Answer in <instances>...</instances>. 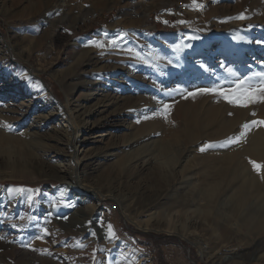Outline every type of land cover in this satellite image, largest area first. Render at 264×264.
<instances>
[{"label":"rangeland","instance_id":"obj_1","mask_svg":"<svg viewBox=\"0 0 264 264\" xmlns=\"http://www.w3.org/2000/svg\"><path fill=\"white\" fill-rule=\"evenodd\" d=\"M43 1L0 0V83L7 84L0 87V108L10 111L0 110V255L5 262L27 251L36 264H114L122 251L129 264H143L144 253H151L156 264H192L189 258L211 264L231 254L242 256L231 264H264V194L242 211H229L234 190L226 188L214 201L199 194L215 182L216 170L203 179L211 170L203 167L205 161H215L218 170L233 151L242 152V165L255 162L261 166L257 172L264 173V144L258 145L256 159L245 155L257 136L264 139V125L251 126L264 121V103L239 107L223 95L264 82V0L38 4ZM50 8V20L61 17L52 27L45 19ZM79 9H87L86 18L70 28L68 19ZM65 14H70L67 20ZM118 36L123 39L116 47L94 46ZM68 99V107L78 110L77 123L87 121L73 149L67 135L72 120L59 115L66 114ZM136 105L141 109L134 110ZM85 112L92 113L85 117ZM147 122L155 124L151 134L138 140ZM245 123L250 129L242 127ZM242 133L238 143L229 142ZM129 139L133 146H125ZM107 150L112 154L103 165L88 160ZM144 152L153 166L134 176L130 160ZM77 158L81 179L62 177L59 169L70 168ZM167 181H174L173 190L161 206L133 211L135 202L157 195ZM81 183L93 193L81 192ZM61 184L71 188L68 194ZM217 185L228 184L217 180ZM67 196L78 202V211L62 208ZM70 214L89 222H69ZM101 218L128 246L104 236ZM51 220L53 236L47 228ZM182 234L203 241L204 252ZM18 249L21 254L13 253Z\"/></svg>","mask_w":264,"mask_h":264},{"label":"bare ground","instance_id":"obj_2","mask_svg":"<svg viewBox=\"0 0 264 264\" xmlns=\"http://www.w3.org/2000/svg\"><path fill=\"white\" fill-rule=\"evenodd\" d=\"M52 1H54V0H44L42 3L38 2V4H43L45 6L47 3L52 2ZM86 10L87 9H79L78 14L73 15V17H71L72 19H70V18L68 19L69 21H68L67 24L69 25L70 28H73V27H75V24L82 23L84 21V19L86 18V14H87L86 13ZM46 11H47L46 14H48V15L46 16L45 19H47V21H48V19L50 20V18H51V17L49 18L48 16L49 15H53L54 14V11L51 8H50V10H46ZM133 13H132V15L137 16V17H140V18H143L145 16V14L142 13V12L134 11ZM69 15L70 14H65L62 17H64L65 20H67V18L69 17ZM57 21H61V17L56 18V19L52 18L49 21V23L51 24L50 26L51 27L54 26V22H57ZM51 34H53V31H51ZM89 58H90V56L87 58V60ZM2 86L7 87V84L6 83H0V87H2ZM8 90L10 91L11 89H8ZM69 105H71V104H70V100L68 99L67 102H66V105H65V109H66V112L65 113L66 114H64L63 111H60L59 112V115H61L62 118L68 117V119L72 120L70 122V124L68 125L67 135H68V142L69 143L71 142L70 143V147H72V149H73L74 143H81V140L79 138V134L78 133L81 132V130L86 129V127H87V121H84V124L79 125L77 123V121L75 120L77 118V115H75V113H77L78 110H75V109L72 110V109H70L68 107ZM76 106H77V104H76ZM81 107H83V106H81ZM139 109H141V108L138 105H136L134 107V110H136V111L139 110ZM0 110H2L4 112H10L8 109H4V108L3 109L0 108ZM91 113L92 112H85L84 115H85V117H88L89 115H91ZM81 114H83V113H81ZM1 116H0V118H1ZM3 116H5V113H3ZM79 116H80V114H79ZM83 125H84V127H81ZM153 125H155V124H152V123H148L147 122L143 126V128L141 129L140 133L139 134H136L139 137V139L136 138L135 141H133V140L132 141L133 142H136V141H138L140 139H143V138H146L148 135H150L151 134L150 131L152 130V127H154ZM70 136H72V137H70ZM259 139H260V136L259 137L257 136V138L254 139V141H253L254 147L248 149L247 151H245V155L246 156H249L250 158L256 159L257 154L260 152V150L258 149V145L261 147V145L264 144V143H261V141H263L264 139L261 140L262 139L261 138L260 139L261 141ZM132 141L130 142V139L127 140V141L125 140V146H128V145L133 146L134 143ZM111 154L112 153H110V150H107V151H104V152L101 151V153H98V154H95V155L90 156L88 158V160H90L91 162H96V163H99L100 165L101 164L103 165L104 163H106V161H107L106 159H108L107 157H109ZM180 154H181V152H180ZM241 155H242V152H240L238 150L237 151H233L232 154L225 155L224 158H222V165L220 164L221 167L218 168V170L216 169L217 163L215 161H213V160L205 161L206 163H205V165H203V167L207 165V167H210L209 169H211V170H208V171L206 170L207 173L205 172L206 173L205 174V178H203V179H205V181H207V179L209 178L208 174H210V171L212 173L214 172V170H216V171L214 172V177L215 178L212 179V180H215L214 184L211 185V186H209L207 189H203V188L200 189L199 194H201L203 196V198L207 199L208 201H214L216 199L217 195L221 191H225V189L228 188V192L229 191L232 192L234 190L232 192L233 195L231 196V199L232 200H231V203H230L229 211H242L243 208L246 206V204L249 203V202H251L252 199L257 198L259 195H261L260 193H263L264 194V173H263V171L261 170L262 172H257L256 168H254L252 166L250 167L248 163H246L245 165H242L240 163V161H239V157H241ZM183 156H184V153L182 152L181 158ZM179 158H180V155H179ZM101 160H103V162H100ZM130 161H131L130 166L135 171L134 174H133L134 176H138L141 173L150 170L151 167L153 166L149 152H144V153H142L140 155H136L135 157H132V160H130ZM79 163H80V160L77 158L75 160V162L70 165L71 167L69 166L70 168H68V169H66V168H64V169L63 168H60L59 171H61L62 174H64V176H62V177L67 176V177H69V178H71L73 180H79V179H81L80 178L81 175L77 172V167H78V164ZM215 163H216V165H215ZM40 164H41V167H43L44 168V171L46 172L48 170L47 169V164H45L44 161L41 162ZM177 168H178V166H175L173 168V173L174 174L177 173V170H178ZM211 175H213V174H211ZM175 178L176 177L173 178L174 181H175ZM217 180H221L222 182H226L228 185L227 186L222 185L220 187V185H217ZM174 181H171V183H170V181L169 182L167 181V185L165 186L164 190L161 191L160 193H158L157 195H155L153 197H150V198H146L145 200H141V201L135 202L132 205V206H135L133 208V211H137V212L140 213V212L150 211L152 208L161 206L163 204L164 200L167 198L169 192H171V189L173 188ZM79 188H80V191L81 192H92V190L87 185L82 184V183L80 184ZM61 190L63 192L65 190L66 193L68 194V192L71 190V188L67 187V184H65V185L61 184ZM81 192H79V193H81ZM68 196L63 199V203L61 204L62 208L63 207L66 208L67 209V212L72 211V209L73 210H76L75 208H78L77 207L78 206L77 205L78 202L76 200H73L72 197H68ZM19 203L20 204H23V199ZM187 203L188 202H185V204H187ZM58 210H61V208H59ZM76 211H78V210H76ZM90 211H92V209ZM81 215L84 216L85 214H83V212H82ZM82 216H81V218H76L77 219V222L78 221L83 222V218L86 221L89 222V218L88 217H82ZM66 217L69 219L68 220L69 222H71L72 220H73V222H76L75 221L76 219H75V217L72 214L67 215ZM100 225H101V227L102 226L104 227V229H103L105 231V232H103L104 233V236H107V238H111L110 241L113 244L116 243V242L119 243L120 246H124L126 244V242L123 241V240H118V239L116 240V237L114 236L113 229H109V227H107V225H105V220L103 218L100 219ZM53 227L55 228V224H54V221L51 220L50 223H49V225H47V228L50 231V236H53V233H52L53 232ZM138 227H141L142 230H149V229H151V227L148 228L145 225H143V226H139L138 225ZM69 228H70V225H67V228H65V229H69ZM166 229L164 230L165 232L167 231ZM172 234L175 235L176 233H172ZM182 238L184 240H186L187 242H189L190 244H195V245L197 244V245H199V247L201 248L200 249L201 252H204V250H203L204 246L203 245L205 243L203 244L202 243L203 241L201 242L200 239H197L196 237H193V236H191L190 238L189 237H185V236H183V234H182ZM126 245L128 246V243ZM258 245H259V243L256 244L255 247H252L250 250L257 249L258 248ZM20 251L21 250H19V249L18 250H14L13 253L21 254L22 252H20ZM26 253H27V251H25V252H23L21 254L22 257H19L21 260H18L19 258L18 259H15V258L11 259V260H13V261H11V264H36V262L34 260H32V259H30V258H28L26 256ZM0 254H2V253H0ZM16 254L14 256H16ZM150 254L144 253V256L142 257L143 264H156V262H155L156 260H154V257L152 255H150ZM124 257H125V253L122 252V251H119V253L116 256V259L113 260L114 264H129V262H127L124 259ZM241 257L242 256H234V255L231 254V255H228L227 257L226 256H221V258L219 260H214L213 259L210 263L211 264H223V262H225V261H229L230 264L231 263H234V262H238L239 263L240 261H239L238 258L241 259ZM235 258L238 259V260H235ZM34 259H36V258H34ZM0 264H9V263L7 262V260L5 262V259L3 258V256L0 255ZM66 264H71V262H68Z\"/></svg>","mask_w":264,"mask_h":264},{"label":"snow or ice","instance_id":"obj_3","mask_svg":"<svg viewBox=\"0 0 264 264\" xmlns=\"http://www.w3.org/2000/svg\"><path fill=\"white\" fill-rule=\"evenodd\" d=\"M195 3V0H193ZM240 18V17H238ZM107 35V34H105ZM123 39V36H118L117 38H112L109 40L108 45H105L102 41L101 42H95L94 46L96 47H106V46H112L116 47L120 40ZM264 75V74H261ZM212 91H216L213 89ZM224 98L228 100L229 103L234 104L239 107H247L249 104H256V103H264V82H261L257 86H249L248 88H244L243 85L239 89H237V92L233 94L231 97L228 94H223ZM231 115V113L229 114ZM253 116H255V113H252ZM257 124L264 125V121H252L251 126H255ZM244 129H250V125L248 123H245L242 126ZM244 136V133L241 134V137H232L229 138V142H239V140ZM213 145H208V147H212ZM205 148H201V151H204ZM257 171L260 169V165H255ZM19 191H24L23 189H19ZM31 199V197H29ZM109 229H111V225H109ZM82 246V245H81ZM115 260V258H113Z\"/></svg>","mask_w":264,"mask_h":264},{"label":"trees","instance_id":"obj_4","mask_svg":"<svg viewBox=\"0 0 264 264\" xmlns=\"http://www.w3.org/2000/svg\"><path fill=\"white\" fill-rule=\"evenodd\" d=\"M135 244L137 245V247L144 249V248H143V247H144V246H143L144 244H142V243H135Z\"/></svg>","mask_w":264,"mask_h":264},{"label":"built area","instance_id":"obj_5","mask_svg":"<svg viewBox=\"0 0 264 264\" xmlns=\"http://www.w3.org/2000/svg\"><path fill=\"white\" fill-rule=\"evenodd\" d=\"M147 248V247H146ZM148 249V248H147ZM151 251V250H150ZM151 252H153V251H151ZM154 253V252H153ZM189 257V256H188ZM189 262L191 263L192 262V264H195L194 263V260H192L191 258H189Z\"/></svg>","mask_w":264,"mask_h":264}]
</instances>
